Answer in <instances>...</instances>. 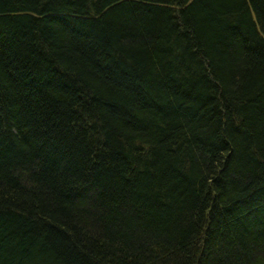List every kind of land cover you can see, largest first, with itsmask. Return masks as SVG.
Masks as SVG:
<instances>
[{"label":"trees","instance_id":"obj_1","mask_svg":"<svg viewBox=\"0 0 264 264\" xmlns=\"http://www.w3.org/2000/svg\"><path fill=\"white\" fill-rule=\"evenodd\" d=\"M0 264H264V0H0Z\"/></svg>","mask_w":264,"mask_h":264}]
</instances>
